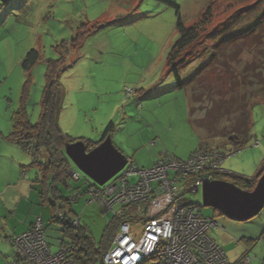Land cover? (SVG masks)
<instances>
[{"label":"rangeland","instance_id":"obj_1","mask_svg":"<svg viewBox=\"0 0 264 264\" xmlns=\"http://www.w3.org/2000/svg\"><path fill=\"white\" fill-rule=\"evenodd\" d=\"M235 1L0 0V170L6 172L7 177L11 176L13 165L19 162L16 159L14 163L13 155L5 148L14 116L24 112L32 124L39 122L50 60L57 61L60 66L61 89L65 88L67 92L59 119V127L66 137L85 136L100 140L107 126L113 123L110 137L120 149L129 152L127 158H131L132 148L146 145L157 146L169 156L187 158L202 140H207L202 124L211 100L195 95L201 89L198 87L196 92L192 87L187 92L177 89L175 77L168 67V55L178 40L175 6L179 7L183 21L189 27L210 5L212 16L202 36L210 31L212 38L222 26L233 21L230 16L235 11L232 7H237ZM255 1L256 4L246 11L247 17L234 20L239 21L236 25L256 19L262 4ZM42 4L47 7L38 15ZM62 6L64 10L59 11ZM211 45L212 41L206 39L199 49ZM31 50L39 53L40 60L31 73H26L22 62ZM205 65L204 60L198 59L182 70L181 76L186 78ZM251 122L249 146L230 153L222 169L253 177L264 165V100L251 109ZM257 141L259 145L255 146ZM72 168L81 179H70V186L62 188L63 197L74 196V190L80 188L77 201L64 203L57 199L54 200L55 207L50 203L46 205L39 199L43 186L37 184L40 190L34 187L26 190L17 211L20 197L11 203L14 197L9 194L7 199L12 207L4 219L7 227L13 221L12 227L17 226L20 231L21 222L42 217L46 241L56 253L63 244L76 241V231L67 223L57 221L59 211L65 213L72 209L70 216L78 218L81 215V226L96 244H100L112 215L97 204H88L87 182H94L86 179L74 164ZM22 171L23 167L20 173ZM25 171L29 180L20 174L23 180L20 187L25 185L27 189L29 181H35L37 171L36 168ZM221 180L232 183L229 178L222 177ZM49 197L51 202L54 198ZM182 202L200 207L205 217L218 224L209 235L213 240L218 234L229 238H226L227 244L219 245L231 262L245 252L246 248L241 244L244 237L259 239L247 251L253 259L264 258V210L250 221H233L203 206L201 188L196 193L184 194ZM62 205L65 209H61ZM6 230L0 232V264L15 253L7 242Z\"/></svg>","mask_w":264,"mask_h":264},{"label":"trees","instance_id":"obj_2","mask_svg":"<svg viewBox=\"0 0 264 264\" xmlns=\"http://www.w3.org/2000/svg\"><path fill=\"white\" fill-rule=\"evenodd\" d=\"M257 2L262 4V8L256 19L238 26L236 23L239 21L234 22V20L240 16L245 17L246 11L253 7L256 1L254 3L253 0H236L234 6L237 7H232L235 11L230 16L233 21L222 26L216 32L217 35H212V38L210 31L202 36L212 16L210 5L200 15L199 20L189 27L185 25L179 7L174 5L177 10L178 40L168 55V67L175 77L177 89L187 92L192 87L196 92L198 87L201 89L195 95L199 94L197 96L200 98L207 96L211 100L202 124L207 133V140H202V144L194 152L201 149L218 151L224 158H227L230 153L246 149L252 140L251 109L255 104L264 100V0H257ZM206 39L211 40L212 45L204 50L199 49ZM198 59L204 60L206 65L196 73L183 78L181 71L190 67ZM39 60V53L31 50L22 62L24 71L31 73ZM59 73L60 66L57 61L50 60L45 74L39 122L32 124L26 113L19 112L14 116L12 130L6 137L32 157V167L41 171L44 181L41 182L43 184L42 193H40L41 201L43 200L44 204L48 205L49 196H53L54 199L50 202L53 207L56 206L54 200L57 201V199L64 203H71L69 199L63 197L62 190L65 186L64 179H67V184L69 181L65 146L76 142L69 136L66 137L59 127L63 108ZM113 129V123L109 124L103 132L100 143L88 144V150L95 148V145H100L110 136ZM171 157L179 159L176 156ZM263 171L264 167L260 173ZM202 176L210 177L212 181L221 180L222 177L229 178L232 184L247 192L253 191L258 182V176L249 178L231 172L228 174L202 173ZM87 183V189H89L91 182ZM191 183L192 180L186 184L182 196L191 192ZM74 191L78 199V193H81L80 188ZM61 209H65L63 205ZM129 211L131 212L128 210L122 217L111 219L105 228L103 241L100 244H96L88 236L87 230L81 226L79 237L76 239V256L81 263L102 264L103 255L109 248L119 226L131 218ZM64 214L66 218L63 220L57 218V221L67 223L71 227L68 219H72L70 215L73 214V210L70 209ZM252 246L248 248L249 251L253 248ZM249 251L244 257L249 254Z\"/></svg>","mask_w":264,"mask_h":264},{"label":"built area","instance_id":"obj_3","mask_svg":"<svg viewBox=\"0 0 264 264\" xmlns=\"http://www.w3.org/2000/svg\"><path fill=\"white\" fill-rule=\"evenodd\" d=\"M224 161L219 152L203 149L187 160L164 154L149 169H142L127 158L125 168L104 186L91 182L86 191L88 204H97L112 218L131 210V218L128 216L130 219L119 226L102 264H230L223 249L209 235L218 224L205 217L200 207L182 202L189 181L192 180L190 189L194 192L195 188L202 189L204 181H212L202 173H227L222 169ZM72 177L81 179L76 172ZM76 199L74 195L69 201ZM65 218L59 211L58 220ZM68 220L77 239L81 215ZM11 243L15 260L8 264H83L76 256V241L63 244L56 253L52 251L42 217ZM241 264H264V259H253L248 254Z\"/></svg>","mask_w":264,"mask_h":264},{"label":"water","instance_id":"obj_4","mask_svg":"<svg viewBox=\"0 0 264 264\" xmlns=\"http://www.w3.org/2000/svg\"><path fill=\"white\" fill-rule=\"evenodd\" d=\"M65 154L84 176L98 186L112 180L127 164V157L115 147L110 136L91 150L84 141L69 143L65 146ZM73 174V170L68 171L71 178ZM198 190L195 188L194 193ZM202 198L204 207L212 208L233 221H250L264 210V171L258 175L252 192L226 181L206 180L202 185Z\"/></svg>","mask_w":264,"mask_h":264},{"label":"crops","instance_id":"obj_5","mask_svg":"<svg viewBox=\"0 0 264 264\" xmlns=\"http://www.w3.org/2000/svg\"><path fill=\"white\" fill-rule=\"evenodd\" d=\"M61 95H63V98L64 99L67 98V92H66L65 88L64 89L63 88L61 89ZM187 95L189 97V94L188 93H187ZM187 108H188V121H189V124H191L190 123V111H189V109H190V102H189V100H188ZM70 138L71 139H74L76 141H84L85 144L87 145V147H89L88 144H90V143H94V144L100 143V140H101V139L100 140H94V138H89L88 139L85 136H83V137H72L71 136ZM6 142L7 143L5 144V148H6V150L11 155H13L12 157L14 159V163L16 161L18 162V160H19V162H18V165H13L14 172H13V175H11V176H8L7 177L6 172H3V171L0 170V232L6 230L8 228V230L5 231V236L7 237V242H9L10 245H11V247H13V245L11 243V239H13L14 237H16L18 235H21V234L27 232L31 228L34 220L32 221L31 218H28L25 222L24 221L21 222L22 227L20 228L21 229L20 231L18 230L17 226H15L14 228L12 227V222L13 221L11 222L10 226L7 227L6 223L4 222L5 221L4 219H6V217H7L6 215H8V213H11V211H10V209L12 207L11 206V203H14L15 202V199H17V198L20 197L19 202H18V206L16 208V210L18 211L20 205L22 204L23 200L25 199L24 197H25L26 190H29L32 187L39 189V186L37 184H42L41 182H44V181H43V177H41L42 176L41 171L38 168H36L37 173H36V176H35L36 177L35 181H32V183L29 181V185L30 186L27 189L25 188V185L23 187H20L21 186V183L23 181L22 179H20V174L23 175L24 177H26V180H27L28 177H29V175L25 171L26 168H35V167H32L33 159H32V157L28 153H26L25 151H23L22 148L19 147L16 143H14V142H12V141H10L8 139H7ZM94 147H96V145ZM115 147L122 154H124L125 156L128 157V154H129L128 151H125L122 148L120 149L117 145H115ZM199 147H200V145L198 146V148ZM198 148H196V149H198ZM195 150H193L189 154V156ZM9 153H8V155H10ZM130 155H131L130 157L132 159H134L141 168H143V169H149V168H152L155 165V163L159 159L162 158V156L164 154L162 153V150L159 147H157V146L156 147H147V145H146V146H140V147H134V148H132V151L130 152ZM189 156L187 158H180V157H177V158H179V159H188ZM23 163H25V165H27V166L29 165V167L25 166ZM72 164L73 163L68 158V166H69L68 167L69 168L68 171L69 170H74V168H72ZM21 167H23V171L20 173V168ZM263 167H264V165L262 166L261 169H263ZM261 169L259 170V172H257V174L255 176L249 177V178H256L259 175ZM68 171H67V174H68ZM16 175H17V177H16ZM240 175H242V174H240ZM68 177H69L68 184H67V179H64L65 187H69L70 186V179H72V178L69 175H68ZM246 177H248V176H246ZM42 186H43V184H42ZM9 194H11L12 197H14L13 199H11V203L7 199V197H8ZM39 199H40V202H41L42 197H41L40 194H39ZM24 208H26V205H25ZM216 237L217 238L214 241L218 245L219 244L223 245L222 242H224V243L227 244L226 241H227V239H229L228 237H225V235H220V234H218ZM241 240H242V242L241 241L240 242H241V244H244L246 250H245V252H243L241 254L240 257L236 258L235 259L236 261H234V262H231L230 259H229V257L226 255L227 258H228V260H229V263L230 264H241V261H242L244 255H245V253L247 252V249L249 247H251L252 245H253L252 247H254L257 244V242H258L259 239L244 237ZM2 256L5 257V255H2ZM5 259L6 260H5V262L3 264H8V263L13 262L15 260V253H14V255H13L12 258L9 259L8 257H6Z\"/></svg>","mask_w":264,"mask_h":264},{"label":"clouds","instance_id":"obj_6","mask_svg":"<svg viewBox=\"0 0 264 264\" xmlns=\"http://www.w3.org/2000/svg\"><path fill=\"white\" fill-rule=\"evenodd\" d=\"M46 7H47V5L46 4H42L41 6H40V8L38 9V15L39 14H41L45 9H46ZM64 10V6H62L60 9H59V11H63ZM226 159V158H225ZM74 171V170H73ZM226 171V170H225ZM75 172V171H74ZM227 173H228V171H226ZM72 179H73V177H72ZM215 181H217V180H215ZM69 199V198H68Z\"/></svg>","mask_w":264,"mask_h":264},{"label":"bare ground","instance_id":"obj_7","mask_svg":"<svg viewBox=\"0 0 264 264\" xmlns=\"http://www.w3.org/2000/svg\"><path fill=\"white\" fill-rule=\"evenodd\" d=\"M256 143H259V142L257 141ZM256 143H255V144H256ZM217 152H218V151H217ZM223 163H224V162H223ZM222 165H223V164H222ZM225 174H228V173H225Z\"/></svg>","mask_w":264,"mask_h":264}]
</instances>
